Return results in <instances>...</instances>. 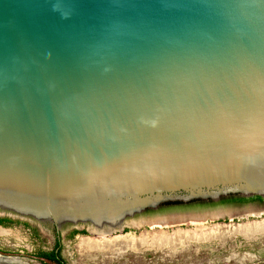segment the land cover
Instances as JSON below:
<instances>
[{"label": "water", "instance_id": "obj_1", "mask_svg": "<svg viewBox=\"0 0 264 264\" xmlns=\"http://www.w3.org/2000/svg\"><path fill=\"white\" fill-rule=\"evenodd\" d=\"M232 196L264 197V0H0V215Z\"/></svg>", "mask_w": 264, "mask_h": 264}, {"label": "rangeland", "instance_id": "obj_2", "mask_svg": "<svg viewBox=\"0 0 264 264\" xmlns=\"http://www.w3.org/2000/svg\"><path fill=\"white\" fill-rule=\"evenodd\" d=\"M166 205L133 219L144 226L112 236L75 234L76 228L65 225L59 233L60 255L66 264H264V215H245L257 204ZM12 220L7 232L0 230V251L40 264L37 256L52 250L54 231L37 222ZM160 221L165 224H154Z\"/></svg>", "mask_w": 264, "mask_h": 264}, {"label": "flooded vegetation", "instance_id": "obj_3", "mask_svg": "<svg viewBox=\"0 0 264 264\" xmlns=\"http://www.w3.org/2000/svg\"><path fill=\"white\" fill-rule=\"evenodd\" d=\"M228 200V199H232V200H237V201H232V202H229L228 204H232V205H235V206H245L247 204H257L256 208L259 206V207H262V209H252V211H249L248 213H245L246 216H252V217H258V216H255L256 214H253V213H260V215H264V197H239V196H232V197H227V198H223L221 200H219L218 202H209L210 204H215V203H223L224 201L223 200ZM236 218V216H233ZM235 218H232V221L233 220H236ZM0 219H3V220H9V221H4V223H0V230L2 231H5L7 232L8 229L11 228V226L15 223L12 219L13 217H9L8 215H0ZM19 219V218H18ZM220 220H222V218H218ZM225 220H228V221H231V218H227ZM20 221H24V220H21ZM17 223H21V222H17ZM23 225H28L27 222H22ZM44 227L46 228H51L54 233H55V243L53 245V248L50 252H41L38 254V258L42 261L40 264H66L64 259L62 258V256L60 255V247H61V244H60V236H59V233L61 231L58 230L54 225H51V224H42ZM77 231H80V232H86L85 230H74V232H77ZM87 233V232H86ZM52 254L55 255V258L56 259H53L51 256ZM47 255V256H46ZM0 256H3L5 258H18L21 263L20 264H28V261L23 258V257H20V256H16V255H5L2 251H0Z\"/></svg>", "mask_w": 264, "mask_h": 264}, {"label": "bare ground", "instance_id": "obj_4", "mask_svg": "<svg viewBox=\"0 0 264 264\" xmlns=\"http://www.w3.org/2000/svg\"><path fill=\"white\" fill-rule=\"evenodd\" d=\"M154 224H158L159 226H162L165 224V222L160 221V222H157ZM135 225H137V224H135ZM151 225H153V224H151ZM137 226L139 227L140 225L138 224ZM20 263H21V261L18 258H13V257L12 258H5L3 256H0V264H20Z\"/></svg>", "mask_w": 264, "mask_h": 264}, {"label": "trees", "instance_id": "obj_5", "mask_svg": "<svg viewBox=\"0 0 264 264\" xmlns=\"http://www.w3.org/2000/svg\"><path fill=\"white\" fill-rule=\"evenodd\" d=\"M224 202L223 203H229V202H232V201H237V200H232V199H228V200H223ZM196 202H198V203H204V202H202V201H196ZM176 203H178L179 204V202H176ZM167 204H171V203H167ZM166 205V204H165ZM167 206V205H166ZM4 221H9V220H3V219H0V223H4ZM75 234H79V232H74ZM82 234H86V232H81ZM47 256V255H46ZM53 259H56L55 258V255L54 254H52V256H51Z\"/></svg>", "mask_w": 264, "mask_h": 264}]
</instances>
